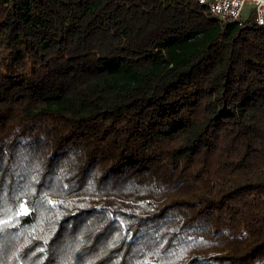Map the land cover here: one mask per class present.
Segmentation results:
<instances>
[{
  "label": "trees",
  "instance_id": "1",
  "mask_svg": "<svg viewBox=\"0 0 264 264\" xmlns=\"http://www.w3.org/2000/svg\"><path fill=\"white\" fill-rule=\"evenodd\" d=\"M0 264H264V26L0 0Z\"/></svg>",
  "mask_w": 264,
  "mask_h": 264
},
{
  "label": "built area",
  "instance_id": "2",
  "mask_svg": "<svg viewBox=\"0 0 264 264\" xmlns=\"http://www.w3.org/2000/svg\"><path fill=\"white\" fill-rule=\"evenodd\" d=\"M219 20H233L242 24L248 17H243V10L249 7V17L257 25L264 26V0H196Z\"/></svg>",
  "mask_w": 264,
  "mask_h": 264
},
{
  "label": "rangeland",
  "instance_id": "3",
  "mask_svg": "<svg viewBox=\"0 0 264 264\" xmlns=\"http://www.w3.org/2000/svg\"><path fill=\"white\" fill-rule=\"evenodd\" d=\"M249 7H246L244 10H243V17L246 18L248 17L249 20H252V17H249ZM8 254V252H7ZM11 254V253H10Z\"/></svg>",
  "mask_w": 264,
  "mask_h": 264
},
{
  "label": "snow or ice",
  "instance_id": "4",
  "mask_svg": "<svg viewBox=\"0 0 264 264\" xmlns=\"http://www.w3.org/2000/svg\"><path fill=\"white\" fill-rule=\"evenodd\" d=\"M19 214L26 215L27 210L25 208H23V206H21V212Z\"/></svg>",
  "mask_w": 264,
  "mask_h": 264
}]
</instances>
